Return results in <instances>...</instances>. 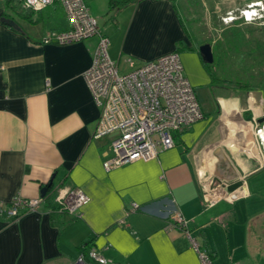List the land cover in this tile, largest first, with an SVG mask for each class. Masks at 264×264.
<instances>
[{"label":"crops","instance_id":"0c3cea01","mask_svg":"<svg viewBox=\"0 0 264 264\" xmlns=\"http://www.w3.org/2000/svg\"><path fill=\"white\" fill-rule=\"evenodd\" d=\"M85 1L121 73L131 69L130 58L137 66L178 52L204 118L156 158L105 169L110 138H93L100 108L84 76L98 36L42 43L70 28L64 8L50 4L30 22L4 16L10 11L0 0V203L41 196L50 182L51 195L70 186L90 198L77 216L0 214V264H94L80 250L89 240L109 264H202L192 239L214 264H264V141L257 132L264 93L259 101L252 92L260 88L244 96L212 82L183 0H138L109 15L108 0ZM236 180L246 194L230 200L219 185ZM207 193L214 204L204 201ZM178 210L190 220L191 237L174 225Z\"/></svg>","mask_w":264,"mask_h":264},{"label":"built area","instance_id":"2783aa9c","mask_svg":"<svg viewBox=\"0 0 264 264\" xmlns=\"http://www.w3.org/2000/svg\"><path fill=\"white\" fill-rule=\"evenodd\" d=\"M55 1L64 8L71 26L50 32L42 43L70 44L98 36L92 65L84 76L100 108L93 138H110L111 155L103 162L105 169L156 158L160 150L176 145L177 133L204 118L202 104L195 88L184 75L178 52L164 54L137 66L130 58L131 69L121 73L118 62L109 55V38L101 32L99 19L91 14L85 0H21V6L24 10L40 11ZM252 11L245 9L242 14L249 18L254 15ZM263 131L264 125L257 129L264 141V136H261ZM228 185L229 182L219 186L220 191L229 193L230 200L241 191L246 194L243 185L232 192L226 191ZM55 192L58 211L72 216H77L79 210L90 201L79 187L60 186ZM215 200L210 194H204V201L208 205L214 204ZM43 204V196L24 198L18 195L0 203V214L17 220L24 214L41 212ZM139 208L135 204L132 210ZM172 219L174 225L191 237L190 220L180 210L173 214ZM192 242L202 264H214L211 254L202 250L195 240L192 239ZM88 256L96 264H109L95 247L88 249Z\"/></svg>","mask_w":264,"mask_h":264},{"label":"rangeland","instance_id":"374dc122","mask_svg":"<svg viewBox=\"0 0 264 264\" xmlns=\"http://www.w3.org/2000/svg\"><path fill=\"white\" fill-rule=\"evenodd\" d=\"M215 1L183 0L179 5L196 44L214 47L213 65L220 78L215 84L238 88L244 96L253 88L264 93V5H252L257 0H243L240 5H233L239 0H227L231 5ZM245 9L254 15L245 18Z\"/></svg>","mask_w":264,"mask_h":264},{"label":"trees","instance_id":"16d2710c","mask_svg":"<svg viewBox=\"0 0 264 264\" xmlns=\"http://www.w3.org/2000/svg\"><path fill=\"white\" fill-rule=\"evenodd\" d=\"M5 1H6L7 8L10 11V13L4 14V16H6V17H11V18L19 17V18L28 20L30 22H33L34 17L39 16V12L44 10V9H42L40 11L24 10L21 6V0H5ZM108 1H109V5H108V10H107V15L112 14V13L120 10L121 8L129 5L130 3L136 2L138 0H108ZM173 1L175 2L176 0H173ZM53 4L54 5H52V6L55 7L58 4V2L55 1ZM58 6H60V5H58ZM60 7H62V6H60ZM204 66H205L207 72L209 73L213 83H216V80H220L219 76L216 73V70L214 68L213 63L212 64L204 63ZM243 87L248 88V85H243ZM250 89H252V88H250ZM253 89H255V88H253ZM44 204L45 205L42 209L44 211L45 210L49 211L52 214V216L63 217L66 214H68V213L63 212V211L62 212L58 211V205L55 202V195L49 194V191L47 192L46 196L44 197ZM91 246H92V241H90V240L86 241L80 246V250L83 254V257L86 260L90 261L91 263L96 264L88 256V249ZM212 258H213V256H212ZM127 264H130V263H127Z\"/></svg>","mask_w":264,"mask_h":264},{"label":"water","instance_id":"95a60500","mask_svg":"<svg viewBox=\"0 0 264 264\" xmlns=\"http://www.w3.org/2000/svg\"><path fill=\"white\" fill-rule=\"evenodd\" d=\"M3 21L7 25H9L10 27H13L15 29L20 28L18 23L16 21H14L13 19L3 18ZM199 52L201 54V57H202V60L204 61V63L212 64L214 62L213 48H212V45L210 43L202 44L199 47ZM252 94L256 95V97H257V99H259V101H261L263 98V92L260 90L259 91H253ZM261 103H263V101ZM258 121H259V123L264 122V105H263L262 115H261V117H259ZM51 185H52V183L50 182L47 186L42 188L41 196H43V197L46 196ZM242 185H243L242 180H236L234 182L229 183V185L226 187V190H228L229 192H232V191L240 188Z\"/></svg>","mask_w":264,"mask_h":264},{"label":"flooded vegetation","instance_id":"af4514ba","mask_svg":"<svg viewBox=\"0 0 264 264\" xmlns=\"http://www.w3.org/2000/svg\"><path fill=\"white\" fill-rule=\"evenodd\" d=\"M252 5H264V0L252 1ZM253 90H256V89H253ZM261 115H262V113L260 114V117H261Z\"/></svg>","mask_w":264,"mask_h":264},{"label":"bare ground","instance_id":"6f19581e","mask_svg":"<svg viewBox=\"0 0 264 264\" xmlns=\"http://www.w3.org/2000/svg\"><path fill=\"white\" fill-rule=\"evenodd\" d=\"M248 15H252V13H248Z\"/></svg>","mask_w":264,"mask_h":264}]
</instances>
